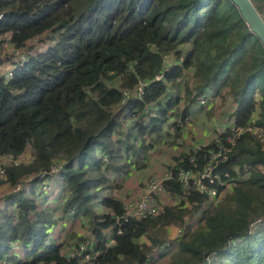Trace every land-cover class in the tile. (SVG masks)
Here are the masks:
<instances>
[{
  "label": "trees",
  "instance_id": "obj_1",
  "mask_svg": "<svg viewBox=\"0 0 264 264\" xmlns=\"http://www.w3.org/2000/svg\"><path fill=\"white\" fill-rule=\"evenodd\" d=\"M251 1L264 19V0ZM0 14V36L28 57L11 76L0 74V161L18 158L28 145L34 150L28 163L1 166L3 183L13 188L32 176L3 199L12 210L0 208L1 264H89L86 254L91 264H153L152 248L161 244L153 233L183 227L191 209L207 200L184 189L178 171L201 172L210 154L224 149L226 159L214 173L240 177L213 212L181 234L168 264H264V220L250 228L264 217V146L250 132L231 144L228 128L219 142L212 138L175 157L163 188L176 203L163 204L154 217L117 221L123 203L98 195L108 180L102 159L108 161L103 170L113 169L118 154L132 149L131 138L160 132L181 102L170 90L179 79L184 106L176 112L182 117L207 91L224 90L235 101L236 127L254 114L255 124L264 126V47L231 0H0ZM48 33L50 43L36 50L31 43ZM168 56L175 61L165 67ZM139 81L142 94L125 99ZM122 101L126 117L149 106L146 124L121 129L114 108ZM54 164L60 169L51 175ZM40 171L45 181L62 180L67 195L60 207L46 202L45 193L39 201L31 197ZM98 199L110 212L93 209ZM58 211L88 216L89 235L66 244L50 235Z\"/></svg>",
  "mask_w": 264,
  "mask_h": 264
},
{
  "label": "rangeland",
  "instance_id": "obj_2",
  "mask_svg": "<svg viewBox=\"0 0 264 264\" xmlns=\"http://www.w3.org/2000/svg\"><path fill=\"white\" fill-rule=\"evenodd\" d=\"M4 36L1 35L0 39ZM50 34H46L37 40L33 41L31 44L33 47H37L36 50L42 49L46 46V44L50 43ZM27 49V48H26ZM36 50H30V53H34ZM0 74L5 72V70L10 69L12 65L17 64V57L13 54L12 50L7 46L2 48L0 45ZM175 61L173 56H168L165 62V66H168L167 63H172ZM190 74L186 72V77H189ZM184 83L183 79H179L176 84L170 86L171 92L178 95L181 98V102L175 106V108L170 111V115L172 114H178V112L183 108L184 102H183V95H182V84ZM136 88L132 91H127V95L130 97H136L138 91ZM205 101L203 103L199 100H196L193 102L192 110L188 114H186L184 117L181 115L173 116L169 120H167L162 129L165 131L163 135L162 141H156L155 143H152L153 136L151 134L160 133L156 131H150L144 133L142 136H136L133 138V141L138 142L139 139H143L145 145H153V147L146 149L145 153L143 155H137L136 162L140 165V167H137V170H133L130 172L128 169H121L124 167L125 163H123L124 160V154L120 153L118 154L120 158H116L113 160V165L115 168L120 170V176L117 179V183L115 184L112 189L105 191L107 194H111L112 196L119 199L122 203H126L129 201H135L139 199L147 185V182L150 179L153 178H159L161 177L166 169L171 166L170 164H174L172 159L173 156L178 155V152L183 149V146L190 147L195 144H198V139L202 136L200 135V132L204 129H208L210 136L203 137L204 139H201L200 142L202 144L206 142H210L213 136L220 130V128L225 126V115H232L230 112V104L233 106L235 105V101L233 98L226 94L224 90H221L220 92H210L208 95L202 97ZM255 98L259 99L260 95L258 92L255 93ZM236 106V105H235ZM125 111L127 109L124 106V103H119L115 106L114 112L120 113V120L121 122V129L130 128L128 127L127 123H132V125L137 126L140 124H146L143 122L142 119H140V115L144 112V110H141L139 114L136 115H128V117L124 116ZM256 112V111H255ZM126 119V120H124ZM161 135V134H160ZM118 138V136L114 135L113 138ZM132 140V138H131ZM143 143V144H144ZM207 143V144H208ZM137 143H133V145L136 146ZM206 145V144H205ZM203 146V145H202ZM195 149V148H193ZM97 154H99V151H95ZM34 157V150L31 146H27L25 151L16 159H13L12 157L5 156L1 158L0 166H7L11 163L19 164V163H28L32 160ZM105 159V158H104ZM100 163V169H103L105 164H108L107 159ZM125 159L127 157L125 156ZM129 162L132 161V158H128ZM172 161V162H171ZM123 163V164H120ZM143 167H141L143 164ZM154 163H157V166H154ZM169 163V165L166 166V164ZM2 169V167H0ZM166 168V169H165ZM141 169V170H140ZM158 169H162L161 171ZM264 171V168H262ZM4 171V178L0 179V208L3 210H7L10 212L12 208H8L7 204L3 203V199L5 196L9 193L15 192L16 189L13 187H10L8 183H3L5 180V170ZM43 171L38 172L37 174L42 173ZM106 172V171H102ZM108 173V172H107ZM32 176L24 178L23 183L18 184V190L22 187H25L27 184L30 183V179ZM42 178L36 184L32 187V196L33 199L36 201H39L44 193L45 196L49 198L46 202L52 203L53 199L54 201H58L56 206L60 207V205L64 202V198L67 195L66 189L63 187L62 180H57V178H54L52 180H44ZM140 183V184H138ZM111 187V186H110ZM98 192H101L98 191ZM161 199V198H160ZM175 200L169 199L167 196H165V202L161 203V208L163 207V204H173ZM222 201V199H220ZM176 203V201H175ZM217 203L212 204L208 203L204 205V207L200 206L197 209H191L192 214L187 215L185 217L186 224L183 227H176L173 225L170 226H164L163 228H158L154 233L153 236L157 237L158 241H161V244L159 246H153L152 252L150 254V260L153 262V264H168L169 258L171 252L176 250L178 239L185 231H192L195 229L197 225V221L200 219H203L204 215L209 214L211 211L216 208ZM8 208V209H7ZM109 210V209H108ZM64 217V216H62ZM80 219V220H79ZM81 217H76L75 219L72 217H67L64 219L63 222L57 221L53 224L52 228L49 230L50 235L51 234H58L60 232L59 228L64 225V229H70L71 233L76 232L79 229L85 228V224L81 223ZM73 220V221H72ZM59 222V223H58ZM181 228V229H180ZM61 229V228H60ZM180 229V230H179ZM66 232V231H65ZM64 234V232H63ZM146 238L143 237L144 240ZM148 239V238H147ZM146 239V240H147ZM166 244H168L167 247H164ZM162 246V248H161ZM163 250H166L163 252ZM163 254V255H162ZM168 254V255H167ZM223 261V260H222Z\"/></svg>",
  "mask_w": 264,
  "mask_h": 264
},
{
  "label": "built area",
  "instance_id": "obj_3",
  "mask_svg": "<svg viewBox=\"0 0 264 264\" xmlns=\"http://www.w3.org/2000/svg\"><path fill=\"white\" fill-rule=\"evenodd\" d=\"M2 17V14H0V18ZM4 37L2 38V41L0 45L2 48L9 47L13 54L17 57V62L22 63L26 62L28 60L27 54L23 53L21 51H13L12 46L8 43L7 36L4 34ZM13 66L10 69L5 70V72L1 73L2 75H5V78L12 75V69ZM167 67V66H165ZM162 77V74L159 73L155 76V79L159 80ZM144 87V82L139 81L136 88L138 89V93L142 94ZM135 88V89H136ZM134 89V90H135ZM130 96L127 95V91L125 92V99L129 98ZM199 101L203 103L205 101L203 98H199ZM121 103H125L122 101ZM144 112L140 115V119L143 121L146 118V114L150 112L149 106L144 107ZM257 119L256 115L254 114L250 121L243 127H236L235 126V118L231 115H225V126L220 128V130L213 136L215 138L216 142L219 140L217 139L218 135H221L222 133H225L226 130L229 128L233 133V137H228V141L233 144L235 139L240 136L243 132H250L251 134L255 135L259 141L264 146V126L256 125L255 120ZM133 123V122H132ZM224 148V147H223ZM228 149H224V151H214L209 156V161L205 165L203 171L201 172H192L187 170H180L178 171V178L182 184V187L184 189L188 188H194L198 190L199 193L205 194L207 196V200L203 202L202 207L208 203H218L222 197L226 196L227 194H230L232 191V187L235 184V181L239 179L240 175L238 174L237 177H231L228 172L221 173H214V169L217 168V164L220 160L226 159V152ZM1 167V166H0ZM0 168V179L4 178V171ZM60 166L58 164H54L51 166L49 173L51 175H54L59 172ZM46 172H42L38 174V177L41 179L43 178L45 180ZM171 176V172L167 168L164 174L159 178H153L150 179L147 182L146 188L142 194V196L135 200V201H129L126 203H123V213L120 217H117V221H123L127 222L129 220L133 219H143L147 217H154L158 215L162 208L160 203V198L165 195V191L163 188V183L165 180L169 179ZM43 180V181H44ZM219 186L220 188H218ZM14 189L18 190V186ZM264 220V217H258L257 219L253 220L250 223V228L254 227L255 224L260 223ZM117 233H120V230H117ZM112 238L108 241L107 245H111ZM81 250H84V246H80ZM86 261H88L89 264H91L89 256L86 254L85 256ZM1 264V262H0Z\"/></svg>",
  "mask_w": 264,
  "mask_h": 264
},
{
  "label": "crops",
  "instance_id": "obj_4",
  "mask_svg": "<svg viewBox=\"0 0 264 264\" xmlns=\"http://www.w3.org/2000/svg\"><path fill=\"white\" fill-rule=\"evenodd\" d=\"M210 92H213V91H207V93L209 94ZM235 104V103H234ZM194 104L192 103V104H190L189 105V109H188V112H187V114L189 113V112H191V110H192V106H193ZM184 106V105H183ZM230 112L231 111H233L234 110V108H235V105L233 106L232 104H230ZM171 114V113H170ZM173 116H177V115H180V114H172ZM173 116H169V118H168V120L170 119V118H172ZM127 125H128V127H130L132 124L129 122V123H127ZM165 131L162 129V131L160 132V133H153V134H151V136H153L154 138H153V141H152V143H155L156 141H162L163 140V133H164ZM161 134V135H160ZM210 133H209V131H208V129H204V130H202L201 132H200V135L202 136L201 138H199L198 139V144H195L194 146H192L191 147V149H193V148H198V147H200V146H202V145H205V144H207L208 142H206V143H204V144H202L201 142H200V140L201 139H204L203 137H205V136H210L209 135ZM134 139L132 138V145H133V143H137L136 144V146L135 145H133V147H132V149L130 150V151H128L127 153H124L123 152V150L121 151V153L122 154H124L126 157H127V159H125V156H124V160H123V163H125V165H124V167L123 168H121V169H128V171L130 170V172L131 171H135V170H137V167H140V165L136 162V160H137V155H140V157H141V155H143V153H145V151H146V149H148V148H151V147H153V145H151L150 143H149V145L147 144V145H145L146 143H144V140L143 139H139L138 141H139V144H138V142H136V141H133ZM144 143V144H143ZM189 148L190 147H186V146H183V149L181 150V151H179L178 152V155H175V156H173V159H172V161H173V163H174V158L175 157H178L181 153H183V152H187V151H189ZM190 149V150H191ZM129 157H131L132 158V161L131 162H129L128 160V158ZM171 161V162H172ZM123 163H120V164H123ZM142 166L141 167H143V165H144V163L143 164H141ZM167 165H169V163H167L166 164V166ZM171 165V164H170ZM154 166H157V163H154ZM113 167H115L114 165H113ZM113 169H116V170H113ZM112 169V167H110L108 170H106V172L104 173V175L105 176H107V178H108V180H107V183H106V185H104V187H102V188H100V190H101V192H99V197H105V196H111V197H114V196H112L111 194H107V193H105V191H107V190H110V189H112V187H114L115 186V184L117 183V179H118V177L120 176V170L119 169H117V168H113ZM166 169V168H165ZM141 170V169H140ZM158 170H162V169H158ZM102 171H105V170H103L102 169ZM108 172V173H107ZM138 184H140V183H138ZM111 186V187H110ZM99 190V191H100ZM114 198H116V197H114ZM171 200H173V199H171ZM165 201V197L163 196V197H161V199H160V203H162V202H164ZM50 204H57V201H54V199H53V201H52V203H50ZM93 209L96 211V212H98V213H106V212H110V209L108 208V207H105V206H103L102 204H100V200L98 199L95 203H94V205H93ZM109 209V210H108ZM67 216V215H66ZM66 216H64V217H62V215H61V213H60V211H58V213H56L55 215H54V218L56 219V222L57 221H59V222H63L64 223V219L66 218ZM56 217H61V219H57ZM68 218H69V216H67ZM82 219H81V223H84L85 224V228L83 227V229L81 228V229H79L78 231H76V232H72L71 233V230L68 228V229H64V225L61 227L60 226V228H59V230H60V232L58 233V234H52L54 237H62V239H63V241H65V244L66 243H69V242H72V241H75L76 239H78V238H85V237H87L88 235H89V222H90V218L88 217V216H82L81 217ZM75 219V218H74ZM80 220V219H79ZM73 221V220H72ZM58 222V223H59ZM180 230V229H179ZM66 231V232H65ZM63 232H64V234H63ZM61 239V238H60ZM64 248L65 249H68L69 248V246L68 247H65L64 246ZM64 249V250H65Z\"/></svg>",
  "mask_w": 264,
  "mask_h": 264
},
{
  "label": "water",
  "instance_id": "obj_5",
  "mask_svg": "<svg viewBox=\"0 0 264 264\" xmlns=\"http://www.w3.org/2000/svg\"><path fill=\"white\" fill-rule=\"evenodd\" d=\"M247 24L264 47V19L251 0H231Z\"/></svg>",
  "mask_w": 264,
  "mask_h": 264
}]
</instances>
